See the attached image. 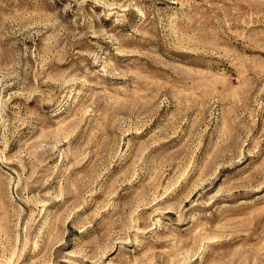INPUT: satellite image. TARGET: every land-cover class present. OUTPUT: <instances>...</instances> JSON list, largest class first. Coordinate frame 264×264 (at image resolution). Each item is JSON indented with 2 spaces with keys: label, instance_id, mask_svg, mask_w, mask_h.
Returning a JSON list of instances; mask_svg holds the SVG:
<instances>
[{
  "label": "rangeland",
  "instance_id": "1",
  "mask_svg": "<svg viewBox=\"0 0 264 264\" xmlns=\"http://www.w3.org/2000/svg\"><path fill=\"white\" fill-rule=\"evenodd\" d=\"M0 264H264V0H0Z\"/></svg>",
  "mask_w": 264,
  "mask_h": 264
}]
</instances>
